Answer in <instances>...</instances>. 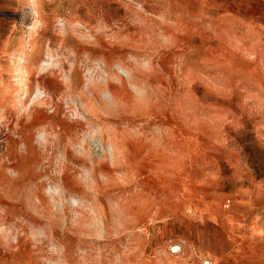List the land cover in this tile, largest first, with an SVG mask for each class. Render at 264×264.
Returning a JSON list of instances; mask_svg holds the SVG:
<instances>
[{"label": "rangeland", "instance_id": "374dc122", "mask_svg": "<svg viewBox=\"0 0 264 264\" xmlns=\"http://www.w3.org/2000/svg\"><path fill=\"white\" fill-rule=\"evenodd\" d=\"M260 223L264 0H0V264H227Z\"/></svg>", "mask_w": 264, "mask_h": 264}, {"label": "crops", "instance_id": "0c3cea01", "mask_svg": "<svg viewBox=\"0 0 264 264\" xmlns=\"http://www.w3.org/2000/svg\"><path fill=\"white\" fill-rule=\"evenodd\" d=\"M249 231L251 233V237L258 238L263 237L264 235V225L256 226L255 224L250 225ZM258 235H255V234ZM227 264H264V254H261L260 257H256L255 255L249 253L242 259H234L233 261H227Z\"/></svg>", "mask_w": 264, "mask_h": 264}, {"label": "built area", "instance_id": "2783aa9c", "mask_svg": "<svg viewBox=\"0 0 264 264\" xmlns=\"http://www.w3.org/2000/svg\"><path fill=\"white\" fill-rule=\"evenodd\" d=\"M199 264H214L210 258H204Z\"/></svg>", "mask_w": 264, "mask_h": 264}]
</instances>
